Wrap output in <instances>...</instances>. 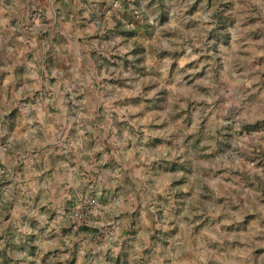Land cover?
I'll return each instance as SVG.
<instances>
[{
  "label": "rangeland",
  "instance_id": "obj_1",
  "mask_svg": "<svg viewBox=\"0 0 264 264\" xmlns=\"http://www.w3.org/2000/svg\"><path fill=\"white\" fill-rule=\"evenodd\" d=\"M56 3L57 19L73 25L71 67L91 70L90 106L72 96L74 130L92 117L93 181L77 203L61 201L49 221L67 226L55 235L34 218L50 187L0 161V257L264 264V0Z\"/></svg>",
  "mask_w": 264,
  "mask_h": 264
},
{
  "label": "crops",
  "instance_id": "obj_2",
  "mask_svg": "<svg viewBox=\"0 0 264 264\" xmlns=\"http://www.w3.org/2000/svg\"><path fill=\"white\" fill-rule=\"evenodd\" d=\"M59 8L56 0H0V161L10 171L16 169L8 165L13 161L18 170L27 171V185L42 179V186L50 187L46 193L52 196L41 205L46 208L34 213V218L43 228L45 224L51 226L47 232L55 235L67 226L63 216L49 221L55 212L60 213L61 201L68 207L77 203L93 181L92 117L81 115L83 127L74 130L73 106L77 102L72 96L78 91V104L84 111L90 106V97L85 96L91 91V70L85 73L87 77H80L71 67L75 52L70 47L73 25L68 19L66 23L57 19ZM63 12L68 14L67 6ZM101 180L99 177L95 183ZM34 198V202L39 199ZM108 208L104 207L105 212L110 211ZM30 225L23 228V233L31 234ZM59 240L57 237L52 249L58 248ZM37 248L43 249L40 245ZM2 253L0 264H10V258Z\"/></svg>",
  "mask_w": 264,
  "mask_h": 264
},
{
  "label": "built area",
  "instance_id": "obj_3",
  "mask_svg": "<svg viewBox=\"0 0 264 264\" xmlns=\"http://www.w3.org/2000/svg\"><path fill=\"white\" fill-rule=\"evenodd\" d=\"M0 174H4L3 170H0ZM69 220L71 223V228L75 231L79 230L84 222V211L81 208H76L69 211Z\"/></svg>",
  "mask_w": 264,
  "mask_h": 264
}]
</instances>
